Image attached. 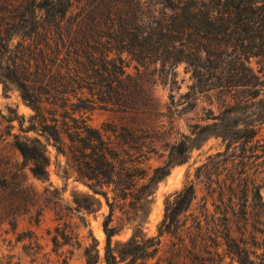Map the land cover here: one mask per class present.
<instances>
[{
  "label": "rangeland",
  "instance_id": "1",
  "mask_svg": "<svg viewBox=\"0 0 264 264\" xmlns=\"http://www.w3.org/2000/svg\"><path fill=\"white\" fill-rule=\"evenodd\" d=\"M45 1L0 0V264H86L83 247L91 242V235L97 240V264H105L103 221L109 207L101 194L95 195L100 204L95 202L92 191L79 178L90 163L89 141L82 139L90 127L116 145L125 126L136 129L139 150L134 156L138 162L133 163L138 177L127 180L120 175L115 178L116 185L100 188L114 203L110 225L117 232L111 237V246L118 263L156 264L160 260L159 264H168L176 255L182 259L191 248L188 230L193 232L198 222L200 237H214L220 253L226 247L224 224L236 238L245 224L247 246L256 254L257 263L264 264V212L256 214L248 199L246 219L233 216L217 192L210 194L205 175L198 172L208 154L223 149L220 137L198 141L200 146H194L186 160L172 165L165 177L157 182L148 180L153 168L167 160L171 146L190 135L193 124L209 123L211 114L249 97L255 86L237 79L240 74L249 76L251 70L264 79L261 57L243 52L232 38L213 60L221 64V75L238 74L236 84L226 89L200 87L187 61L174 65L157 57L137 61L127 50L132 41L129 33L120 42L108 33L122 21L129 32L137 33L141 27L152 32L171 21L176 8L182 11L194 0H72L62 15L57 10L59 0ZM198 4L210 8L213 15L227 16L228 0ZM220 28L218 23L209 30ZM234 29L235 24L228 27L231 33ZM218 40L210 42L217 45ZM112 61L124 64L120 81L110 80ZM200 61L206 62L204 56ZM200 70L204 76L219 72L206 67ZM112 89L130 90V105L123 108L103 102ZM262 90L251 100L261 97ZM33 103L40 104L39 112L32 108ZM259 134L264 137V123ZM16 139L27 140L29 146H38L44 153L45 176L33 175L30 167L42 162L23 157ZM123 168L117 167L121 172ZM250 172L255 173L264 203V165L252 167ZM225 176L221 172L218 178ZM188 181L194 183L196 196L190 208L179 215V234L164 233L159 237L158 253L138 259V240L158 237L166 200ZM233 200L239 210L242 200L238 196ZM137 224L140 229H133ZM249 231L255 233L259 247L251 244ZM132 234L136 236L128 243ZM54 235L58 245L51 240ZM129 251L136 252L132 260ZM224 262L230 264V258L225 256Z\"/></svg>",
  "mask_w": 264,
  "mask_h": 264
},
{
  "label": "trees",
  "instance_id": "2",
  "mask_svg": "<svg viewBox=\"0 0 264 264\" xmlns=\"http://www.w3.org/2000/svg\"><path fill=\"white\" fill-rule=\"evenodd\" d=\"M199 1L202 0H194L191 6L187 8L184 6L183 8L186 9L182 11L176 8L171 15V21L160 24L152 32H146L142 27L138 29L137 33L129 32L122 21L117 24V27H112L108 33L114 35V38L118 39L117 42L123 41L124 36H127L125 33H129L132 41L127 46V50L137 61L146 62L157 57L169 65H174L178 61L185 60L192 65L193 74L200 87L207 86L210 88L215 85L226 89L228 86L236 84L234 81H236L238 74L221 75L219 68L221 64L213 58L220 57L224 45L232 41V38L235 41L233 42L234 45L241 46L242 51L248 55L260 56L264 64V0H228L226 17L213 15L210 8L198 7ZM45 3L50 4L51 2L46 0ZM71 3L72 0H59L57 10L62 15ZM218 23L221 26L219 30H209L212 25ZM232 24H235L233 33L228 30ZM201 29L205 32H202ZM212 39H219L218 44L214 45L210 42ZM245 41L247 42L244 45ZM202 56L207 63L200 61ZM119 59L122 61V58ZM218 59L220 60V58ZM202 67L218 69L219 72L212 73L211 76H204L205 72L200 70ZM246 67L251 69L250 66ZM124 73V64H116V61H112L110 80L120 81L122 80L121 75ZM213 77L217 80L213 81ZM238 77L237 80L244 79L255 86L249 97L226 106L218 114H211L207 117L211 119L209 123L193 124L190 135L183 136L171 146L167 160L162 165L153 168L152 175L148 180L157 182L165 177L170 172L172 165L186 160L189 151L194 146H200L198 141H206L210 136L220 137L223 149L208 154L205 161L198 166V172H203L205 175L210 194L213 195L217 192L218 199L230 207L232 215L245 220L246 201L248 199H250L252 207L256 208V214L264 212V203L258 189L259 186L255 181V173L250 172L252 167L264 165V137H258L260 136V126L264 123V79L252 70L249 76L240 74ZM257 85L260 87L256 88ZM260 90H262L261 97L255 101L251 100L260 94ZM103 100V102L118 104L126 108L130 105L132 97L130 90L122 92L118 89H112L106 93ZM32 108L39 112L41 106L39 103H33ZM122 129L120 141L116 145L105 140L101 131L90 127L85 129V136L82 139L83 142L89 141L90 153L88 157L90 163L87 171L79 173V178L86 182L93 193L95 202L100 204V200L95 195L101 194L105 197L109 207V212L103 221V230L106 234L105 264L123 263H118L111 246V237L117 232L116 227L110 225L114 203L109 201L107 192L100 188L103 185H116L115 178L120 175L127 180L138 177L137 166L133 163L138 162L137 156H134L138 154L139 150L135 143L137 141L136 129L126 126ZM112 130L115 132L116 129ZM27 140L32 141V138ZM27 140L16 139L15 144L23 157L36 162L41 160V165L30 167V169L33 175L43 177L46 175L47 159L38 146H29ZM33 140L36 141L34 138ZM260 147L261 149H259ZM258 149L260 153L257 152ZM259 158L262 160L257 163L256 160ZM124 162L131 164V166L125 165ZM117 167L125 168L121 172ZM221 172H225L226 176L219 179ZM213 174L217 176L216 179H213ZM195 196L194 183L188 181L179 191L175 192L172 199L166 200L164 217L158 227V237L153 240L138 236L141 238L140 241L138 240V259L153 258L159 251V237L164 233H170L174 236L179 234L182 225L179 224V215L190 208ZM236 196L242 200L239 210L234 208L236 203L233 199ZM132 227L133 229H140L138 224ZM195 228L193 232L188 230L191 248H187V254L182 259L177 258L176 255L169 260L168 264H227L224 262L225 256L230 258V264H234V262L237 264H258L256 254L249 249L248 240L243 237L246 231L245 224L239 227L241 234L239 238L232 236L230 227L226 223L224 224L222 238L226 247L223 253L218 252L219 244L214 237H200L202 236L201 226L198 222ZM249 235L252 240L251 244L254 247H259L260 243L256 241L255 233L249 231ZM62 236L67 238L68 234H62ZM135 236L132 234L128 243L134 240ZM51 240L54 245H58L57 236H52ZM179 240L183 241V238L179 236ZM208 240L211 241V244L207 243ZM177 247L179 248V246ZM83 254L86 264L99 262L97 240L93 235H91V242L83 247ZM135 254V251H129L131 260L135 258ZM159 261L157 260L156 264H159ZM125 264H130V260Z\"/></svg>",
  "mask_w": 264,
  "mask_h": 264
}]
</instances>
